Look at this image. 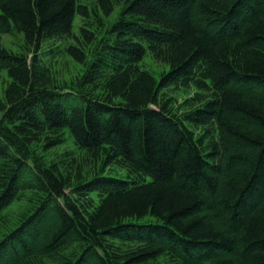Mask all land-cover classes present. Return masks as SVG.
Instances as JSON below:
<instances>
[{
  "label": "trees",
  "instance_id": "16d2710c",
  "mask_svg": "<svg viewBox=\"0 0 264 264\" xmlns=\"http://www.w3.org/2000/svg\"><path fill=\"white\" fill-rule=\"evenodd\" d=\"M160 258L264 264V0H0V264Z\"/></svg>",
  "mask_w": 264,
  "mask_h": 264
},
{
  "label": "rangeland",
  "instance_id": "374dc122",
  "mask_svg": "<svg viewBox=\"0 0 264 264\" xmlns=\"http://www.w3.org/2000/svg\"><path fill=\"white\" fill-rule=\"evenodd\" d=\"M116 14L113 15V17H111V21L113 22L115 19H117L120 13V8H117L116 10ZM119 11V13H118ZM83 19L79 16H77L74 20V26H73V35H78L81 25L83 24ZM22 36L19 35H3L2 37V44L14 51L17 52L19 51L20 47L23 45V41H22ZM74 44V39L73 38H68L65 39L64 41H53L50 45H47L46 48H50L51 46L53 47H57V46H65V45H72ZM56 58H54L52 60V64H54V69H57V77L58 79H62V80H67L68 82L71 81V78L73 76H76L79 72L80 67L78 65H76L75 63H73L71 61L70 58L61 55L60 58H58L57 62H56ZM141 66L146 69L147 71H150L152 74H154L156 76L157 79H159L161 73L163 71H168L169 67L164 64L161 63L159 61H156L155 59H153V57L150 54H146V56L144 57V60L141 64ZM55 71V70H54ZM195 93V90L193 89L192 91H190V93H186L184 91H176L174 92L173 96L177 99L176 102L180 105L183 104V102L185 101L186 98L190 97L191 95H193ZM56 149H58L59 153L65 152L66 150H72L73 149V145L71 140L69 139V142H66L64 145H61L59 147H57ZM108 174H110L111 176H116L117 178H122L124 177V174L126 172L121 171V170H108L107 172ZM219 181L216 184H219ZM221 182V181H220ZM218 187V185H217ZM216 187V188H217ZM22 206L24 207V204H20V203H14L13 205H11L10 207H8V209L6 210L5 214H7V216L10 217H14L16 216V214L19 212V210H21ZM149 221V220H148ZM36 238H39L41 240L42 238V234L38 235ZM159 262L161 264H165L166 263V259L165 258H160ZM45 264H49V262L45 261Z\"/></svg>",
  "mask_w": 264,
  "mask_h": 264
},
{
  "label": "bare ground",
  "instance_id": "6f19581e",
  "mask_svg": "<svg viewBox=\"0 0 264 264\" xmlns=\"http://www.w3.org/2000/svg\"><path fill=\"white\" fill-rule=\"evenodd\" d=\"M115 20H117V19H115ZM115 20H114V21H115Z\"/></svg>",
  "mask_w": 264,
  "mask_h": 264
}]
</instances>
